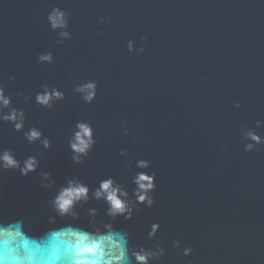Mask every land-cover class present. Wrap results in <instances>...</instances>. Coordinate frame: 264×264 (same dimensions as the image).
Returning a JSON list of instances; mask_svg holds the SVG:
<instances>
[{"label":"water","instance_id":"water-1","mask_svg":"<svg viewBox=\"0 0 264 264\" xmlns=\"http://www.w3.org/2000/svg\"><path fill=\"white\" fill-rule=\"evenodd\" d=\"M53 6L72 16L63 45L47 23ZM101 17L110 20L106 28ZM129 40L145 52L130 55ZM48 51L55 63H37ZM84 80L99 85L92 105L72 91ZM0 82L13 96L33 97L14 105L26 111V129L43 124L52 149L29 145L8 124L0 125V147L20 159L43 153L41 171L58 184L79 176L94 186L111 175L131 189L134 162L151 161L156 207L118 225L133 242L147 246L148 226L159 221L165 264H264V150L245 152L240 135L242 125L264 120V0H0ZM44 84L65 92L53 110L34 102ZM79 120L97 138L83 165L68 149ZM50 197L38 175L0 173V218H24L33 235L49 227ZM86 207L103 215L101 204ZM176 239L194 249L191 257L172 247Z\"/></svg>","mask_w":264,"mask_h":264},{"label":"clouds","instance_id":"clouds-1","mask_svg":"<svg viewBox=\"0 0 264 264\" xmlns=\"http://www.w3.org/2000/svg\"><path fill=\"white\" fill-rule=\"evenodd\" d=\"M50 29L58 34L57 45L72 39L70 22L71 14L59 6H53L46 14ZM99 23L105 28L110 20L101 17ZM105 35V30L99 32ZM143 44L148 37H142ZM130 55L143 54L145 48H137L135 40L127 42ZM41 65H53L55 57L51 51L39 53L36 57ZM10 82L16 76L9 77ZM99 85L95 80H84L72 89L86 105H92L98 97ZM22 98L25 104L33 102V97L22 92L11 95L5 84L0 82V125L8 124L16 133H21L29 145L39 144L44 151H51L52 141L41 131L40 126L28 123L24 109L14 105V100ZM66 100L65 92L58 87L42 85V91L34 97L35 104L42 109L53 110ZM234 107L239 109L237 100ZM123 134L130 135L127 121H120ZM264 120H256L253 127L241 126V142L247 153L264 150ZM135 140L136 137H133ZM97 145L96 130L86 120L75 123L68 139V149L75 165L86 163ZM39 155H29L20 159L11 148L0 147V173H18L23 178L38 175L41 187L51 192L47 207L51 214L47 215L49 227L41 235H33L25 228V219L4 221L0 218V264H165L167 249L161 237L162 226L159 221L152 222L146 232L147 246L133 242L130 234L118 225L131 222L142 209H153L157 205L155 193L158 190V177L152 171V163L147 159L134 162L135 171L131 176V189L126 183L119 182L108 175L101 178L96 185L90 186L79 176L65 178L58 184L50 171H41ZM126 149L120 156L128 158ZM133 164L127 165L131 172ZM93 202L103 205V215L97 207H86ZM83 212V215L81 214ZM63 221V223H60ZM83 221V222H81ZM172 247L182 250L184 257H191L194 249L191 246L182 248V241L176 239Z\"/></svg>","mask_w":264,"mask_h":264}]
</instances>
